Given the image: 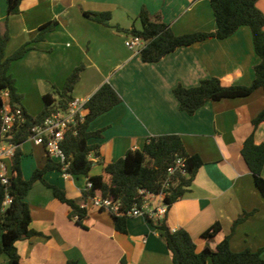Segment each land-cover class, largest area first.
<instances>
[{
  "label": "crops",
  "instance_id": "1",
  "mask_svg": "<svg viewBox=\"0 0 264 264\" xmlns=\"http://www.w3.org/2000/svg\"><path fill=\"white\" fill-rule=\"evenodd\" d=\"M257 6L264 13V0H258ZM142 9L160 18L175 35L216 29L210 0H23L20 12L12 16L7 15V0H0V35L7 32L10 36L7 56L33 41L43 24L57 21L53 31L31 43L23 58L11 64L9 71L21 96L17 106L37 116L44 108V96L55 95L73 69L83 65L72 93L75 99L86 102L104 83L111 84L122 99L89 125L90 131L102 130L101 138L89 140L99 145L100 153L99 157L90 155L95 161L90 175H103L108 183L105 165L124 157L128 150H141L151 136L179 135L187 152L199 155L202 165L184 195L158 222L165 219L171 230H187L200 252L206 246L215 249L231 233L239 215L252 213L236 226L230 247L234 252L264 248V198L241 155L250 134L254 133L256 143L264 142V124L256 129L252 125L264 109V91L207 102L193 115L180 110L173 94L178 84L189 88L211 77L231 85H251L259 57L250 28L241 26L225 39L208 38L147 63L125 45L129 31L138 29L132 20H139ZM84 11L107 12L110 18L107 24L99 23ZM28 140L20 146L25 180L49 158L43 146ZM43 178L76 200L87 216L78 224L51 187L35 182L25 200L30 228L41 235L15 243L21 264H172L157 225L143 216L129 217L127 232H118L111 213L95 208L83 196L86 176H65L54 170ZM214 223H220L221 231L208 242L202 233ZM0 264H9L7 255L0 254Z\"/></svg>",
  "mask_w": 264,
  "mask_h": 264
},
{
  "label": "trees",
  "instance_id": "2",
  "mask_svg": "<svg viewBox=\"0 0 264 264\" xmlns=\"http://www.w3.org/2000/svg\"><path fill=\"white\" fill-rule=\"evenodd\" d=\"M23 0H7V15L12 16L20 12V4ZM258 0H210L216 29L211 32H194L182 35H175L170 27L161 21L160 18H152L146 9L139 13L141 28H132L129 33L140 37L145 45L140 51L142 61L155 63L174 52L178 48L187 47L195 42L208 38L225 39L236 32L241 26L250 28L255 53L259 62L254 66V79L249 86L231 85L217 78L203 79L198 85L184 87L178 84L173 89V94L179 102L180 110L188 115L195 112L210 101H219L228 98H242L251 95L256 90L264 91V13L257 6ZM83 14L96 22L107 24L110 18L107 12H87ZM57 21H49L39 28L35 39L20 46L11 55H6L5 50L9 41V34L6 32L0 35V110L4 101L2 91L9 93V105L16 108L20 104L21 96L17 93L15 80L10 73L11 64L21 58L31 48L30 44L41 41L53 31ZM83 65H79L67 77L62 89L55 91V95L44 96V108L35 117L23 111V121L10 131V141L17 145L15 153L10 160L11 173L8 185L0 181V236L2 245L0 254L9 258V264H21L15 243L19 240L29 239L40 233L30 228L31 213L25 197L33 184L42 181L52 188L55 198L67 204L71 211L70 217L77 218L81 224L86 218L87 212L76 200L69 199L64 190L55 185L47 184L43 178L48 171L65 172L71 175H84L91 187L83 191L85 198L103 197L119 203V214H112L115 229L125 234L127 232V217L123 215L134 205L141 204V195L138 191L145 189L150 193H158L162 183L168 177V168L174 165L177 157L184 160L186 174L176 172L171 176L174 184L170 188L169 196L165 202L171 206L180 199L202 165V160L197 154H189L179 135L165 134L154 135L147 139L141 150H128L124 157L115 162L105 165L104 172L109 176V182L104 180L103 175H90L95 161L90 158L93 154L99 157V145L89 144L92 138H101L102 130L90 131V123L99 115L111 110L121 102L120 95L109 83H104L86 103L87 113L84 121L66 131L61 142V148L66 156L68 166L48 158L41 169H36L28 180H25L21 170L22 152L21 144L29 139L31 128L41 124L53 113L64 112L69 104L75 99L72 95L75 85L79 82ZM264 124V109L252 120L253 128ZM1 131V113H0ZM241 155L249 168L257 189L264 198V142H255L254 133L250 134L243 142ZM10 197L11 204L3 209L4 200ZM252 213L244 212L234 220L231 226V233L219 242L215 249L206 246L202 251L197 252L193 238L184 228L171 230L164 219L161 222H154L157 228L162 231L168 250L171 253L172 264H264L262 252L264 248L257 251L245 249L234 252L230 247V238L237 225L246 221ZM221 231L220 223H214L202 233V237L208 242L212 241ZM67 264H76L69 261Z\"/></svg>",
  "mask_w": 264,
  "mask_h": 264
},
{
  "label": "built area",
  "instance_id": "3",
  "mask_svg": "<svg viewBox=\"0 0 264 264\" xmlns=\"http://www.w3.org/2000/svg\"><path fill=\"white\" fill-rule=\"evenodd\" d=\"M126 47L139 54L144 47V41L138 37L131 35L125 41ZM2 98L4 101L1 113V131H0V181L3 185L9 183V162L13 157L17 145L10 141V131L14 126H18L23 121V111L20 106L12 108L9 105V93L7 90L2 91ZM85 101L74 99L66 111L57 112L50 115L41 124L34 125L31 128L29 139L35 145L43 146L47 152L48 157L63 164L66 168L68 166L66 156L61 148V142L64 139L66 131L70 130L73 126L84 121L87 113ZM179 172L183 175L186 174L184 160L177 157L173 166L168 168V177L162 183L161 189L158 193H150L145 189L138 191L141 195V204L134 205L131 209L123 213L127 218L143 216L148 220L160 221L165 217L169 204L165 199L169 196L170 188L174 184L171 176ZM65 176L68 173L63 172ZM91 187V183L87 181L86 189ZM92 205L100 210H106L112 214H119V203L109 198L93 197L90 198ZM12 202L10 197H7L3 202V209L8 207Z\"/></svg>",
  "mask_w": 264,
  "mask_h": 264
},
{
  "label": "rangeland",
  "instance_id": "4",
  "mask_svg": "<svg viewBox=\"0 0 264 264\" xmlns=\"http://www.w3.org/2000/svg\"><path fill=\"white\" fill-rule=\"evenodd\" d=\"M132 21H135V26L139 29V28H141V22H140V20H136V19H134V20H132ZM131 21V22H132ZM27 143H29V140L27 141Z\"/></svg>",
  "mask_w": 264,
  "mask_h": 264
}]
</instances>
